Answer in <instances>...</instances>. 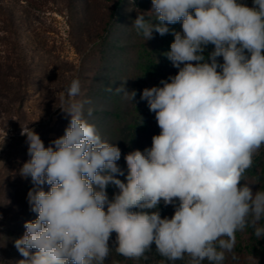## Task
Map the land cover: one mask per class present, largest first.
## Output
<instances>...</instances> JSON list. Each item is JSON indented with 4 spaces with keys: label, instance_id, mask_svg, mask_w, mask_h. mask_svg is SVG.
<instances>
[{
    "label": "clouds",
    "instance_id": "obj_1",
    "mask_svg": "<svg viewBox=\"0 0 264 264\" xmlns=\"http://www.w3.org/2000/svg\"><path fill=\"white\" fill-rule=\"evenodd\" d=\"M151 5L155 20L137 14L133 27L146 41L171 32L164 55L178 69L140 95L160 133L151 147L125 155L122 181L120 148L85 118L90 101L75 100L79 79L66 89L64 135L45 147L33 128L21 127L30 159L19 172L31 178L27 202L37 216L14 240L24 257L17 264H105L113 248L146 260L153 244L167 261L225 264L228 253L239 260L238 231L251 228L264 238V191L241 183L264 145V0ZM176 23L182 31L168 27ZM126 82L115 91L134 101ZM109 185L118 190L111 198ZM161 203L174 208L171 217L161 216Z\"/></svg>",
    "mask_w": 264,
    "mask_h": 264
},
{
    "label": "rangeland",
    "instance_id": "obj_2",
    "mask_svg": "<svg viewBox=\"0 0 264 264\" xmlns=\"http://www.w3.org/2000/svg\"><path fill=\"white\" fill-rule=\"evenodd\" d=\"M130 3L136 7L138 0ZM107 5L106 0H0V264L24 259L14 240L23 236L24 223L37 216L27 202L31 178L19 172L30 159L21 127L33 128L45 147L64 135L70 121L62 110L68 107L64 97L74 79L81 83L75 100L90 101L84 115L101 109L102 101L88 93L98 69L95 54ZM100 135L112 140L104 128ZM160 206L162 217L173 215L171 205ZM112 255L105 264H189L190 259L115 263Z\"/></svg>",
    "mask_w": 264,
    "mask_h": 264
},
{
    "label": "trees",
    "instance_id": "obj_3",
    "mask_svg": "<svg viewBox=\"0 0 264 264\" xmlns=\"http://www.w3.org/2000/svg\"><path fill=\"white\" fill-rule=\"evenodd\" d=\"M106 1L108 10L98 36L95 54L98 69L94 84L88 93L89 97L99 98L102 106L100 110L92 108L91 116L88 115V109L85 116L89 123L95 125L99 133L102 128L109 132L112 137L110 143H115L120 148L121 158L118 165L125 175L118 178L123 181L127 175L125 155L133 150L143 151L151 147L152 137L160 132L155 114L149 111L147 102L140 99L142 90L161 86L160 81L175 75L178 69L174 68L164 55L170 50V45L174 41L171 32L164 36L153 32V39L146 41L143 35H138L133 27L137 14H143L146 19L155 20L154 12L150 11L151 0H138L136 7L131 5L130 0ZM244 2L248 6L252 5V0H244ZM168 27L175 31H182L181 23L168 25ZM213 48L214 46L209 45L207 52H211ZM218 60L222 62V57ZM126 80L125 88L128 91H136L134 101L124 99L122 94L115 91V88ZM109 87L113 90L108 91ZM241 183L249 184L254 192L264 191V145L253 155L252 166L244 173ZM116 191L118 190L112 185L107 188L110 198ZM159 210L162 216L160 205ZM261 225H264V220L261 221ZM116 235L112 233L110 246L115 241ZM152 247L151 251L146 253L147 257L161 262H171L158 254L154 244ZM234 250L239 260L233 261L231 253H228L225 264H264V238L258 240L251 228L236 233ZM111 253L112 261L115 263L125 259L117 254L114 248ZM203 264H209V262L205 260Z\"/></svg>",
    "mask_w": 264,
    "mask_h": 264
}]
</instances>
